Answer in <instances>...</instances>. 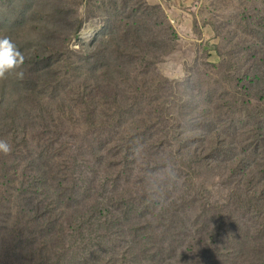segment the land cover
Here are the masks:
<instances>
[{
	"label": "rangeland",
	"instance_id": "obj_1",
	"mask_svg": "<svg viewBox=\"0 0 264 264\" xmlns=\"http://www.w3.org/2000/svg\"><path fill=\"white\" fill-rule=\"evenodd\" d=\"M0 264H264V0H0Z\"/></svg>",
	"mask_w": 264,
	"mask_h": 264
},
{
	"label": "clouds",
	"instance_id": "obj_2",
	"mask_svg": "<svg viewBox=\"0 0 264 264\" xmlns=\"http://www.w3.org/2000/svg\"><path fill=\"white\" fill-rule=\"evenodd\" d=\"M24 62V56L17 45L9 37H0V80H6L12 74L18 73V69ZM0 152L5 155L11 152V146L5 140H0Z\"/></svg>",
	"mask_w": 264,
	"mask_h": 264
}]
</instances>
